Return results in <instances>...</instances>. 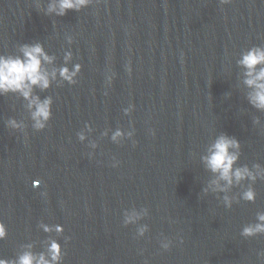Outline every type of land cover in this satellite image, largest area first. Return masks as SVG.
Masks as SVG:
<instances>
[{"label": "water", "instance_id": "obj_1", "mask_svg": "<svg viewBox=\"0 0 264 264\" xmlns=\"http://www.w3.org/2000/svg\"><path fill=\"white\" fill-rule=\"evenodd\" d=\"M48 2L0 0V54L40 41L56 57L49 70L69 48V68L81 64L76 84L57 77L48 89L34 88L53 98L43 130L32 129L27 101L0 96V222L7 229L0 257L46 254L56 239L62 264H264L257 256L264 234L240 235L264 211V180L253 185L254 202L226 208L225 193L202 191L215 174L201 159L226 133L240 141L238 165L264 166V111L249 104L236 63L243 50L264 45V0H92L64 16L46 13ZM9 117L23 120V131L6 127ZM85 122L96 149L76 137ZM117 127L134 128L133 137L113 143ZM241 190L234 185L227 194ZM144 207L148 215L122 223L124 213ZM40 222L63 232H45ZM142 224L148 231L136 237ZM164 237L168 250L160 247Z\"/></svg>", "mask_w": 264, "mask_h": 264}, {"label": "clouds", "instance_id": "obj_2", "mask_svg": "<svg viewBox=\"0 0 264 264\" xmlns=\"http://www.w3.org/2000/svg\"><path fill=\"white\" fill-rule=\"evenodd\" d=\"M92 0H49L46 13H53L56 16H64L67 11H80L87 7ZM220 4H227L230 0H219ZM40 5L37 4V7ZM69 45L73 42V37L68 35L65 37ZM183 56V53H181ZM55 56L49 54L44 45L40 41L21 43L18 47L17 54H0V96L11 94H18L23 100L27 101L25 107L28 109L29 119L33 130H43L52 116L51 106L53 103L52 96H46L41 99L35 95L34 88L40 90L48 89L52 85V81L57 77L69 85L77 83V76L81 70L79 62L72 63L69 68V61L73 58L71 49H66L63 53V63L59 67H52L49 70L46 65H52ZM236 63L244 69L243 83L250 89L247 93V100L249 104L257 110L264 111V45H253L243 50ZM113 75L106 76V82L110 85ZM107 93H105L106 95ZM133 105L128 104L122 109L125 115H128ZM254 125L260 124V118L254 117L252 120ZM5 126L13 130H21L26 127L23 120H17L14 117H9L5 121ZM92 127L88 122L84 123V127L76 132V137L79 141H88L90 149H96L97 142L88 139L87 133L92 132ZM134 128L130 130H123L121 127L115 128L110 135V140L113 143H121L124 139H131L134 135ZM154 134V133H153ZM101 136H107L108 131L101 132ZM133 145L136 141L132 140ZM89 157L93 155L89 152ZM241 155L240 141L234 137L221 133L215 137L212 143L207 148V154L201 159L205 163L207 169L215 174L209 186L202 191L207 192L209 189L213 192L225 193L220 197L223 205L230 208L234 202L240 200L247 202H254L256 199V192L253 187L254 183L260 179L264 180V166L259 163L237 164ZM119 161L113 157L112 166H118ZM223 181V183H221ZM245 181L247 183H245ZM33 186L38 184L37 180L32 181ZM241 186L242 190L239 196H229L227 192L232 186ZM46 195V193H42ZM141 215H148V209L144 207L142 212L133 210L130 213L123 214L122 223L126 226L129 223H134ZM41 227L45 232L54 231L58 233L63 232V226L60 224H47L40 222ZM148 231V225H140L136 231V237H142ZM257 234H264V211L256 213L254 223L245 224L240 231L243 237H252ZM7 235V229L3 222H0V240H3ZM69 237H65L67 241ZM182 242V238H181ZM172 241L164 237L160 240V247L163 250H168ZM31 248V245H28ZM64 253L61 244L58 240L52 239L49 242L47 253L41 252L39 254L26 250L19 254L15 259H6L0 257V264H62ZM257 256L264 258V249L257 252ZM147 264V262H145Z\"/></svg>", "mask_w": 264, "mask_h": 264}]
</instances>
